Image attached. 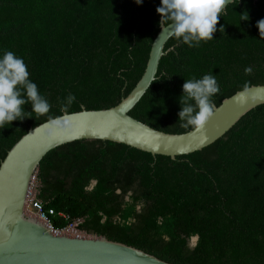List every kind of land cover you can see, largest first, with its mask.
<instances>
[{
	"label": "trees",
	"instance_id": "obj_1",
	"mask_svg": "<svg viewBox=\"0 0 264 264\" xmlns=\"http://www.w3.org/2000/svg\"><path fill=\"white\" fill-rule=\"evenodd\" d=\"M159 3L0 0V54L9 50L22 57L51 105L48 114L31 113L0 129V165L49 116L110 109L131 93L160 31ZM261 18L264 0H236L218 17L213 40L189 48L171 38L155 81L130 116L182 134L192 130L177 116L185 79L212 71L220 86L214 107L264 86V38L256 27ZM69 93L76 99L61 112ZM24 109L31 112V105ZM36 182L46 208L82 220L79 229L88 235L170 264H264V105L213 145L175 160L108 141L66 144L43 158ZM193 234L199 240L190 248Z\"/></svg>",
	"mask_w": 264,
	"mask_h": 264
},
{
	"label": "water",
	"instance_id": "obj_2",
	"mask_svg": "<svg viewBox=\"0 0 264 264\" xmlns=\"http://www.w3.org/2000/svg\"><path fill=\"white\" fill-rule=\"evenodd\" d=\"M169 31L160 27L142 78L118 105L65 113L62 127L50 132L43 123L35 131L29 130L7 153L0 165V264H170L104 237L55 236L42 222L24 213L40 163L56 148L83 140L108 141L175 160L213 145L246 114L264 105V86H252L214 107L203 129L182 134L158 131L131 117L130 112L156 79L166 55L165 45L171 39Z\"/></svg>",
	"mask_w": 264,
	"mask_h": 264
},
{
	"label": "clouds",
	"instance_id": "obj_3",
	"mask_svg": "<svg viewBox=\"0 0 264 264\" xmlns=\"http://www.w3.org/2000/svg\"><path fill=\"white\" fill-rule=\"evenodd\" d=\"M134 2L141 5L143 0H134ZM229 3L231 0H160L156 12L161 18V31L170 29L168 36L189 48H198L201 42L213 40V33L217 31L218 17L224 15ZM247 19L248 17L241 20ZM256 27L259 36L264 38V18L256 22ZM223 30L221 25L219 31ZM251 71L250 66L244 68L245 74ZM181 88L178 120L182 122V127L200 131L214 112L212 98L220 91L216 75L211 71L200 78L185 79ZM75 99L73 94H67L61 103V112H65ZM26 104L31 105V112L25 111ZM50 108L48 100L39 92L36 83L30 79L24 59L12 51L4 50L0 54V129L6 124L10 125L14 120H23L32 116L31 113L48 114ZM45 123L51 132L62 127L64 121L63 117L49 116ZM125 203H131L130 194L125 196ZM140 207L142 204L136 205L137 210ZM164 239L168 238L164 237ZM198 240V234L190 235L188 246L194 248Z\"/></svg>",
	"mask_w": 264,
	"mask_h": 264
},
{
	"label": "built area",
	"instance_id": "obj_4",
	"mask_svg": "<svg viewBox=\"0 0 264 264\" xmlns=\"http://www.w3.org/2000/svg\"><path fill=\"white\" fill-rule=\"evenodd\" d=\"M34 182L37 183L36 178L33 181V185ZM32 191L33 190L31 189L24 208L26 216L36 218L38 221L42 222L55 236L66 235L74 238H86V233L79 229V226L83 222L82 220H72L69 215L63 212H56L53 209L46 208L43 202L38 199V193L34 194ZM57 220H63L66 225L58 227L56 225Z\"/></svg>",
	"mask_w": 264,
	"mask_h": 264
},
{
	"label": "rangeland",
	"instance_id": "obj_5",
	"mask_svg": "<svg viewBox=\"0 0 264 264\" xmlns=\"http://www.w3.org/2000/svg\"><path fill=\"white\" fill-rule=\"evenodd\" d=\"M37 186H38V184L37 183H35L34 182V185L32 186V192H34V194H37L38 192H37ZM85 236H86V238H91V237H94V236H92V235H88V234H85Z\"/></svg>",
	"mask_w": 264,
	"mask_h": 264
}]
</instances>
